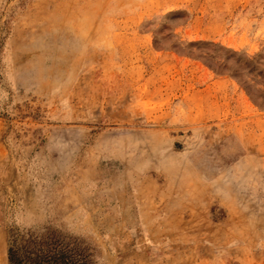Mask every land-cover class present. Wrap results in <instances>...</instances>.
Masks as SVG:
<instances>
[{"label":"rangeland","instance_id":"obj_1","mask_svg":"<svg viewBox=\"0 0 264 264\" xmlns=\"http://www.w3.org/2000/svg\"><path fill=\"white\" fill-rule=\"evenodd\" d=\"M0 264H264V0H0Z\"/></svg>","mask_w":264,"mask_h":264}]
</instances>
